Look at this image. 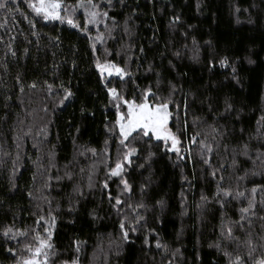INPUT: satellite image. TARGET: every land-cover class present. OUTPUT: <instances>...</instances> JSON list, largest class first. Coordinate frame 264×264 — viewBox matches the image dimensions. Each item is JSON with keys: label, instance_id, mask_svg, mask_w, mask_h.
Returning <instances> with one entry per match:
<instances>
[{"label": "trees", "instance_id": "obj_1", "mask_svg": "<svg viewBox=\"0 0 264 264\" xmlns=\"http://www.w3.org/2000/svg\"><path fill=\"white\" fill-rule=\"evenodd\" d=\"M113 2L115 6L109 15L116 18L120 29L114 32L115 39L108 40L106 47L113 51H127L129 37L122 29L124 20L131 16L129 24L134 47L130 68L135 85H139L141 90L150 84L155 86L156 76L145 72L150 63L165 77L162 95H168V81L178 84L179 90L173 97L175 104L183 107L182 102H187L191 107L186 117L181 112L179 123L170 121L169 127L175 132L187 120L189 127L181 136L185 154L188 148L198 151L197 145L188 144V136L201 132L204 136L200 139L207 137V142L212 143L215 133L210 125L226 129L223 139L216 137L220 146L216 148L218 155L212 156V162L214 167L223 162L227 169L223 173L226 184L235 185V177L243 176L254 165L247 157L237 155L238 165L228 167L232 163L234 149L247 142L253 150V158L256 150L264 151V135L257 133V121L264 115V0ZM18 6L36 21V27L32 28L20 12L13 17L0 10V23H4L7 17L5 27L0 28V36L4 38L0 42V229L11 226L27 229L29 234L26 238L14 240L0 235V264H14L6 251L8 247L15 248L18 256H27L29 253L24 250V245L31 243L34 246L35 233H43V228L35 223L37 217L32 215L36 212L37 201L29 198L28 192L40 195L36 191L41 187L40 173L48 167V153L53 146L55 167L50 168L48 174L53 177H64L65 172L72 174L71 180L66 177L52 180L46 193L57 217L52 235V242L59 253L57 264L72 258L74 240L83 242L80 264H167L171 257L155 247L157 237L170 249L180 248L183 258L177 257V264H226L221 254L208 247L219 234V206L214 203L203 208L196 206L201 191L212 196L215 181L202 170L203 165L198 160L185 162L182 167L184 175L192 182L190 188L181 179L180 167L174 166L175 155L170 153L172 159H169L158 148L153 149L157 155L151 167H138L144 163L143 153L140 158L133 157L132 165L126 166L125 175L133 191L130 199L128 194L121 199H129L130 203L143 200L148 207L141 210L146 223L141 222L137 232H129L128 242L121 239L119 222L122 216L110 207L108 200V191L113 197L120 191L117 187L119 178L113 177L109 181L108 190L101 187L121 152L117 136L105 127L109 121L115 120V109L109 104L106 90L98 80L87 42L77 29L67 23L46 22L36 17L23 0H18ZM175 16L181 19L172 25ZM77 18L83 24V16L78 13ZM91 30L94 35L95 27ZM33 32L37 34L33 35ZM9 45L15 56L9 52ZM141 47L144 53H140ZM98 48V55L102 56L104 46L98 45ZM176 52L180 53L179 57L174 55ZM194 55L196 59L192 58ZM224 56L229 57L232 65H219L218 60ZM112 58L120 62L118 57ZM248 58L255 63L249 64ZM73 61L75 68L72 67ZM169 61L175 65L174 68L169 66ZM210 62L215 63L211 70ZM232 66L237 70L239 83L232 79ZM33 81L37 83V89L28 88ZM45 81L55 85L63 82L75 95L60 104L63 92L54 87L49 94ZM21 85L25 89L23 93L20 92ZM122 87L127 97L132 98L134 84L130 81ZM225 97H230L234 104L232 113H224ZM209 102L214 112L209 111ZM82 107L87 111L82 113ZM237 113L239 119L236 118ZM76 128L80 129L79 133ZM260 133L264 134V121L261 122ZM250 136L253 138L249 139ZM105 140L108 141L107 152L104 151ZM85 148H94L97 154L93 156L86 152L80 155ZM18 152L21 160L15 178L16 187L13 188L10 177ZM38 157L44 166L39 169L33 163ZM34 174L37 176L35 182ZM90 176L95 185L91 189L88 188ZM149 181L146 193L141 195V185ZM254 184L264 185V176L249 175L240 187L250 189ZM76 187L84 191V198H79L74 192ZM182 191L187 198L186 215H181ZM161 198L166 201L162 211L155 207V202ZM70 204L75 205V211L69 212ZM43 207L45 212L42 214L47 215L48 205ZM240 207L233 201L227 207V216L232 220L239 219ZM92 210L98 219L89 215ZM258 211L264 214V210ZM131 215L129 213V219ZM260 223L254 220L255 232L260 231ZM152 229L155 231L150 232ZM237 235L243 236V233L238 231ZM146 236L150 246L144 244ZM197 253L199 260L196 259Z\"/></svg>", "mask_w": 264, "mask_h": 264}, {"label": "snow or ice", "instance_id": "obj_2", "mask_svg": "<svg viewBox=\"0 0 264 264\" xmlns=\"http://www.w3.org/2000/svg\"><path fill=\"white\" fill-rule=\"evenodd\" d=\"M28 8L31 9V13H34L36 17L41 18L43 21H59L61 23H67L73 29H77L79 33L83 35V38L87 42V46L93 57V68L97 73L99 82L103 85L106 90V94L109 100V104L115 109V120L109 121L105 125L106 129L112 134L117 136L118 147L121 149L120 156L115 163V166L109 168L106 174L105 180L102 182V190L109 189V181L113 177L119 178V184L117 187L120 191L115 197L112 196L111 192L108 191V200L110 207L122 218L119 222V227L121 230V239L124 242L129 241V232H137L138 226L141 222H145L144 216L141 214V210L147 209L148 205L143 202V200L130 203V194L132 193V185L126 178V166L132 165L133 157L140 158L141 153H143L144 163L138 165L140 168H144L145 165L151 167V162L153 158L156 157L157 152L153 149L158 148L165 156L172 157L170 153L175 155V160L173 161L174 166L180 167L181 169V179L184 183H187L191 188L192 182L189 180L187 175H184V168L182 165L185 162L195 163L198 162L203 165V171L207 172L213 181H215L216 188L212 196L209 197L203 191H201L200 201L197 203V208H203L209 203H214L219 206V211L221 212V221L219 224V234L217 239L209 243V248H214L219 254H221L225 260L226 264H264V214H260L258 210H264V185L254 184L250 189H241L240 183L246 179L249 175L251 176H264V151L256 150L253 155L251 154L253 150L250 148L249 143H243L237 149H234L232 163L228 167L235 168L239 161L237 160V155H242L247 157L252 161L254 168L250 171H245L243 176H236V184L232 185L230 183L226 184L224 172L227 171L223 162L219 164L218 167L213 166L212 156L216 153V148L220 145L216 143V137L219 136L221 139L226 135V129L220 127H212L213 135L212 143L207 142V137L200 139L204 136L201 132H195L191 136L187 137L188 144L197 145L198 151L193 152L191 148L185 150L182 146V134H186L187 128L189 127L187 120L185 119L181 127L177 128V131L173 132L169 127L170 121H175L179 123L180 113L186 117L188 110L191 105L187 102H182L181 105L175 104L173 97L179 90L177 83L168 81L166 84V90L168 92L167 96L161 94L164 86L165 77L156 71L154 65L151 63L145 69V72L152 73L156 76L155 86L148 85L144 89H140L139 85H135L134 73L130 68L132 62V49L134 45L131 43V26L129 21L132 19L131 16L127 17L123 22V33L129 37V42L127 44V51L122 50H111L106 47L108 40L115 39L114 32L120 29V24L115 17L109 15V11L113 8V0H23ZM117 2L123 4L124 0H117ZM199 3L197 8L199 10ZM0 10H4L9 14H14L20 12L24 20H27L32 28L36 27V21L30 19V14L21 11L18 6V0H0ZM239 11V9H237ZM83 16V24L80 23L77 18V14ZM180 16H175L171 24L175 25L180 21ZM7 23V17L4 19V23H0V28L5 27ZM92 27H95V34H92ZM101 28L103 30H101ZM33 35L37 33L33 32ZM3 37L0 36V42L3 41ZM10 39H15L11 37ZM59 40V37L55 38ZM193 44L195 40L193 39ZM98 45L104 46L103 54L98 55L100 49ZM9 47V52L12 56L16 53ZM124 46H122L123 49ZM27 51V50H25ZM140 53H144V48L139 49ZM175 56L179 57L180 53L176 52ZM112 57H118L119 63L116 62ZM139 58V57H138ZM196 59L197 56L192 57ZM221 67H228L232 65L229 57L224 56L218 60ZM248 63H255L254 60L248 58ZM169 66L174 68L175 65L169 61ZM58 67V66H57ZM72 67L75 68L76 64L73 61ZM215 67V63L210 62V70ZM139 69L137 68V71ZM127 78V79H126ZM118 80L114 83L113 80ZM232 79L239 83V78L237 75V70L232 66ZM20 78L17 77L19 82ZM132 82L135 86V91L132 93V98H128L126 95L125 88L122 85H127ZM70 83V81H69ZM44 86L49 94L52 93L54 87L63 92V97L59 101L63 104L65 100L70 99L75 95L70 87H67L63 82L58 85L44 82ZM38 85L33 81L28 88L37 89ZM24 86H20V92H24ZM10 99V97H9ZM194 102V101H193ZM203 103V101L201 102ZM170 105L173 109L170 110ZM209 111L214 112L212 104H208ZM87 111L86 107L81 108V112ZM235 111L234 104L230 97H225L224 99V113H232ZM242 111V109L240 110ZM239 119V113L236 116ZM199 119L198 117L196 118ZM264 121V115L260 117L257 121V133L258 135H264L260 133L261 122ZM111 125V127H109ZM243 131V129L241 130ZM76 132L79 133L80 129L76 128ZM27 135V133H25ZM253 137L250 136L249 139ZM108 141L105 140V152H107ZM19 148V144L17 145ZM55 146L48 153V167L44 169L41 175V187L37 188L36 191L40 195H34L32 191L28 192L29 198L37 201L35 204L36 212L32 215L36 216V225L43 228V233L36 232L34 236L35 245L29 243L24 245V250L29 254L27 256H18L16 249L13 247H8L6 251L12 256L14 264H57V257L59 256L58 251L52 242L53 229L56 225L57 217L53 214L52 201L49 199L47 190L51 188L52 180L59 181L60 179L67 178L72 179V174L70 172H65L64 177L59 175L53 177L48 174L50 168L55 167L53 161L55 158ZM225 150L227 146L225 145ZM86 152H91L93 156L97 154V150L94 148H85L80 155H84ZM5 155H8L5 153ZM21 160L19 152L16 158L13 160L12 174L10 177V182L12 187H16L15 178L18 172V164ZM33 163L37 168L44 167L40 163V158L38 157ZM83 171V169H81ZM37 179L36 174L33 175V181ZM193 179H195V172H193ZM150 185L146 183L141 185V195H144ZM95 185L91 182V176L89 177L88 188L91 189ZM74 192L79 198H84V191L76 187ZM125 194L129 195V199H121ZM259 197V198H258ZM186 196L184 192H181V215L187 214V204ZM114 201V202H113ZM233 201L238 202L241 207L239 208V219L232 220L227 216V207L232 204ZM79 203V200L76 201ZM47 204V215L42 213L45 212L43 205ZM166 201L161 198L155 202V207H158L161 211L165 208ZM59 206L57 205V208ZM127 209V212L125 211ZM75 205L70 204L69 212L75 211ZM129 213H131V219H129ZM89 215L93 219H98L95 210H92ZM254 220H259L260 231L255 232ZM127 225V227H126ZM154 232L155 230H149ZM242 232L243 236L237 235V232ZM29 230L27 229H16L14 227H5L0 229V235L7 238L8 240H14L17 237H27ZM182 234L178 233L179 235ZM144 244L149 245V240L147 236L144 239ZM74 254L72 258L60 261V264H80V256L83 242L79 240L73 241ZM155 247L157 249L163 250L166 255H170V259L167 264H177V257L183 258V253L180 248L170 249L169 246L164 243L158 237L155 240ZM196 259L199 260V253L196 254Z\"/></svg>", "mask_w": 264, "mask_h": 264}]
</instances>
